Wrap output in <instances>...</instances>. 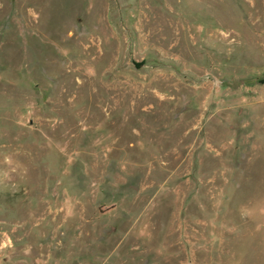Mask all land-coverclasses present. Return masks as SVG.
<instances>
[{
	"label": "rangeland",
	"instance_id": "rangeland-1",
	"mask_svg": "<svg viewBox=\"0 0 264 264\" xmlns=\"http://www.w3.org/2000/svg\"><path fill=\"white\" fill-rule=\"evenodd\" d=\"M0 264H264V0H0Z\"/></svg>",
	"mask_w": 264,
	"mask_h": 264
}]
</instances>
